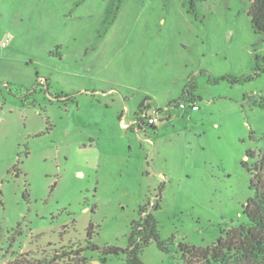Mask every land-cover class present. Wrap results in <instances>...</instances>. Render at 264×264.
<instances>
[{
	"label": "rangeland",
	"instance_id": "obj_1",
	"mask_svg": "<svg viewBox=\"0 0 264 264\" xmlns=\"http://www.w3.org/2000/svg\"><path fill=\"white\" fill-rule=\"evenodd\" d=\"M107 1L0 0V264L82 250L90 228L99 247L126 248L139 207L157 196L160 237L174 241L167 254L150 244L142 264H185L179 243L211 248L246 221L243 163L264 144V75L207 79L264 69L249 2L207 0L193 16L185 0H122L100 39ZM191 82L198 110L177 109ZM145 100L158 122L137 132Z\"/></svg>",
	"mask_w": 264,
	"mask_h": 264
},
{
	"label": "trees",
	"instance_id": "obj_2",
	"mask_svg": "<svg viewBox=\"0 0 264 264\" xmlns=\"http://www.w3.org/2000/svg\"><path fill=\"white\" fill-rule=\"evenodd\" d=\"M83 1V0H82ZM207 0H185L188 13L195 15V5ZM249 9L247 12L250 18L251 26L256 34L264 38V0H247ZM122 4V0H108L103 10L100 28L97 31V38H103L109 26L114 22L118 6ZM264 75V69H256L251 74L233 77H208L209 85H217L225 82L230 86L241 85ZM196 85L194 82L184 86L181 99L189 98L191 101L200 100L195 96ZM186 96V97H185ZM246 99V97L244 98ZM61 102H73V95H62L57 97ZM64 100V101H63ZM149 100L143 101L137 108L134 117L135 127L140 132H145L147 128L154 131L156 126H147L141 119L143 111H148L150 105L146 104ZM133 132V130H132ZM246 158L255 159L252 165L247 162L243 163V167L250 175L249 189L253 192V196L248 199L243 207V215L246 218L245 223L229 230L220 229V236L211 248L204 250L190 246L186 243L178 244V251L182 257H186L185 264H264V144L258 155L253 151H247ZM160 210V197L157 196L155 204L150 208L149 205L140 206L138 209V218L130 224V232L128 235V243L126 248L119 247H99L90 239L91 231L88 230V241L84 249L61 250L60 253L44 260L39 264H52L53 261L59 259L72 258L74 264H84L81 260L83 251L98 252L103 262L113 256L122 260L121 264H142L140 256L144 249L154 243L156 248L164 254L169 252V246L173 243L174 237L162 240L158 229V221L154 215V211ZM12 264H32V262H18Z\"/></svg>",
	"mask_w": 264,
	"mask_h": 264
},
{
	"label": "built area",
	"instance_id": "obj_3",
	"mask_svg": "<svg viewBox=\"0 0 264 264\" xmlns=\"http://www.w3.org/2000/svg\"><path fill=\"white\" fill-rule=\"evenodd\" d=\"M186 104L188 106V108L192 111H196L198 110V106L196 105V103L194 101H191V100H186V102H179L177 104V109H183L186 107ZM141 119L144 120V124L147 125V126H153L155 125L158 121L156 118H152L148 115L147 111H143L142 114H141ZM135 123V122H134ZM133 123V124H134ZM137 132H140L139 129L137 128L136 130ZM148 140V139H147ZM149 141V140H148Z\"/></svg>",
	"mask_w": 264,
	"mask_h": 264
}]
</instances>
